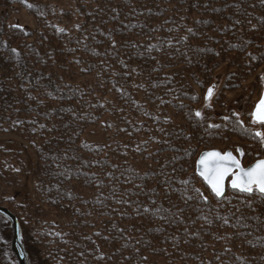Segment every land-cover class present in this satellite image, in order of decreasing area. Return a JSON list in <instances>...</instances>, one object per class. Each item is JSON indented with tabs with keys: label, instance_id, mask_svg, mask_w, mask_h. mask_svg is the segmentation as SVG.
Returning a JSON list of instances; mask_svg holds the SVG:
<instances>
[{
	"label": "trees",
	"instance_id": "obj_1",
	"mask_svg": "<svg viewBox=\"0 0 264 264\" xmlns=\"http://www.w3.org/2000/svg\"><path fill=\"white\" fill-rule=\"evenodd\" d=\"M23 6L32 28L0 16V157L27 161L0 166V205L37 263L264 264V197L217 199L195 172L205 149L264 155L251 107L195 116L221 66L260 92L264 0Z\"/></svg>",
	"mask_w": 264,
	"mask_h": 264
},
{
	"label": "rangeland",
	"instance_id": "obj_2",
	"mask_svg": "<svg viewBox=\"0 0 264 264\" xmlns=\"http://www.w3.org/2000/svg\"><path fill=\"white\" fill-rule=\"evenodd\" d=\"M20 3H19V2ZM49 3L57 9L68 8L72 9L73 14H76V0H0V16L5 18L10 24L21 25L24 29L32 28L36 25L34 18L28 12V10L23 6L24 4H33V3ZM77 16L74 15V21L67 23V25H74L77 21ZM64 25V24H62ZM264 74V73H263ZM225 78L226 72L224 66L219 67L211 78L210 83L204 89L203 95H205L209 87H213V96L208 101L209 106H205V99L202 104L197 108L200 113H207L211 122L215 123L220 117L226 116L230 113L235 114L240 117L245 111L246 108L253 107L255 101L259 97L260 92L255 91L252 88L251 82L247 81L242 87L235 89H227L225 87ZM261 91V90H260ZM247 106V107H246ZM250 109V112H251ZM257 128L260 132H264V125ZM102 129H91L84 135V137L90 142H98L102 138L107 137V134L101 131ZM109 136V135H108ZM16 142L13 138L3 137L0 138V151L8 152L9 146L16 147ZM219 149V148H217ZM16 150V148H15ZM221 150V149H220ZM224 151V150H222ZM7 158L2 156L0 157V166L9 167L8 164L12 163V166L16 167V170L20 168V165H25L24 162L27 160L24 159L23 155H20L19 158L16 156L13 161H10L11 153L7 154ZM264 155L260 156L263 157ZM258 157V158H260ZM256 158V159H258ZM20 164V165H19ZM12 238V228L11 222L8 217L0 214V250L4 254L8 264H18L15 255L13 254L10 243ZM20 245L25 253L26 264H39L36 261V258L30 253V244L27 237L23 236V239L19 237Z\"/></svg>",
	"mask_w": 264,
	"mask_h": 264
},
{
	"label": "snow or ice",
	"instance_id": "obj_3",
	"mask_svg": "<svg viewBox=\"0 0 264 264\" xmlns=\"http://www.w3.org/2000/svg\"><path fill=\"white\" fill-rule=\"evenodd\" d=\"M29 6L31 7V5ZM11 27L22 28L18 24L11 25ZM260 79L264 81V76H261ZM212 96L213 87H209L204 97L205 106H209L208 101H210ZM195 116L200 117L201 113L197 111ZM250 116L253 124L264 125V94L261 95ZM254 136L260 139L261 144H264V132L256 131ZM236 151L241 156L244 155L242 150L237 149ZM197 170L198 175L202 177L217 199L224 196L225 180L228 177H231L229 187L234 191L247 195L258 193L261 197H264V159H258L255 164L245 168L231 151L224 153L210 151L200 156L197 161ZM196 191L199 192L198 189Z\"/></svg>",
	"mask_w": 264,
	"mask_h": 264
},
{
	"label": "water",
	"instance_id": "obj_4",
	"mask_svg": "<svg viewBox=\"0 0 264 264\" xmlns=\"http://www.w3.org/2000/svg\"><path fill=\"white\" fill-rule=\"evenodd\" d=\"M264 76V75H263ZM207 93V92H206ZM264 94V81H262V87H261V91H260V94H259V97L257 98V100L255 101L252 109H251V112L253 111L256 103L259 101L261 95ZM237 149H240L242 150L243 152V149L242 147H237ZM233 151L231 149H226L224 151L220 150V149H217V148H211V149H205V150H202L197 158H196V161H195V172L196 174L198 175V170H197V161L199 160L200 156L205 153V152H210V151H219L221 153H224V152H228V151H231L233 153L234 156L237 157V159L240 160L241 162V165L245 168L253 165L256 163V161L258 159H264V156L263 157H260L258 159H255L254 161H252L251 163L249 164H246L244 165L243 162H242V158H243V155L241 156L239 152L237 151ZM201 179L202 177L200 175H198ZM230 180H231V177H228L226 180H225V191H226V188L229 187V183H230ZM202 181L204 182V180L202 179ZM205 183V182H204ZM205 185L207 186V184L205 183ZM208 187V186H207ZM209 188V187H208ZM230 188V187H229ZM231 189V188H230ZM211 191V190H210ZM225 193V192H224ZM0 214L8 217V219L10 220L11 222V228H12V238H11V243H10V247H11V250L13 252V254L15 255L16 259H17V263L18 264H26L25 263V255L23 253V251L21 250V247H20V242H19V223H18V219L16 218V216L5 206L3 205H0Z\"/></svg>",
	"mask_w": 264,
	"mask_h": 264
},
{
	"label": "flooded vegetation",
	"instance_id": "obj_5",
	"mask_svg": "<svg viewBox=\"0 0 264 264\" xmlns=\"http://www.w3.org/2000/svg\"><path fill=\"white\" fill-rule=\"evenodd\" d=\"M260 126H262V125H259V124H258V127H260Z\"/></svg>",
	"mask_w": 264,
	"mask_h": 264
}]
</instances>
